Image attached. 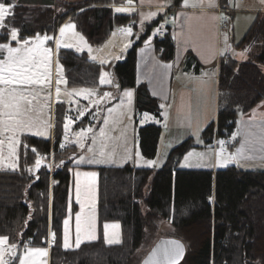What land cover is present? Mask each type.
<instances>
[{
  "label": "trees",
  "instance_id": "obj_1",
  "mask_svg": "<svg viewBox=\"0 0 264 264\" xmlns=\"http://www.w3.org/2000/svg\"><path fill=\"white\" fill-rule=\"evenodd\" d=\"M125 1L128 0H62L61 9L55 11L48 7L23 6L17 0H0L10 7L5 27L0 31V44H12L9 38L12 28L17 30L21 42L41 34L54 37L59 26L69 20L86 42L98 47L115 30L125 28L130 22L131 16L114 13L111 8ZM226 4L227 0H222L223 8H227ZM226 15L230 23L231 15ZM161 20L159 15L141 31L134 24L133 41L123 60L108 65L116 88L133 90L135 121L142 113L160 117L158 101L149 95L144 84L135 83V64L136 50L148 37H152L158 60H173L170 27L159 29L154 36L150 34ZM238 45L249 50V58L238 63L225 55L219 61L216 119L201 134L207 146L215 140H231L227 148L231 150L239 115L264 99V76L260 70L264 66V13L256 15ZM56 59L67 88L99 86L100 67L86 53L60 49ZM194 62L188 54L185 65L196 70L198 66ZM65 116L64 104H55L51 137L22 136L17 169L0 171V237H7L11 250L6 264H14L12 250L15 248L46 247L53 234L49 264H139L138 250L147 246L145 243L155 236L162 223L174 229L175 237L169 239L185 246L179 264H264V171H242L232 166L215 171L181 169L183 156L194 147L191 139L171 149L157 169L128 164L95 167L98 237L76 249H62L70 170L75 168L72 163L77 155L75 146L61 141ZM160 136L161 128L155 124L137 129L142 158L156 157ZM40 157L41 166L36 168L35 160ZM76 210L73 204L70 211ZM104 223L119 225L120 243L109 245L103 241Z\"/></svg>",
  "mask_w": 264,
  "mask_h": 264
},
{
  "label": "crops",
  "instance_id": "obj_2",
  "mask_svg": "<svg viewBox=\"0 0 264 264\" xmlns=\"http://www.w3.org/2000/svg\"><path fill=\"white\" fill-rule=\"evenodd\" d=\"M188 3L189 6L185 7L184 0H180L178 3H175V0H134L131 4H129L128 1H125L122 4L113 5L111 8L114 13H117L116 8L118 6L124 7L130 11L129 14L125 15L131 16L129 22L131 27L126 26L125 28L131 29V31H133L134 24L137 25L136 27L139 26L137 29L141 31L145 24L156 20L159 15L162 16V18L168 23L166 26L170 27L171 37L174 43V56L171 62H161L155 57L151 43L152 37H148L136 50V85L144 84L146 86L149 95L158 101L159 109L160 105H165L166 107L165 115H163L160 110L159 119L155 118V120L158 121V124L156 125L161 128L157 154L159 152V147L167 136L166 132L163 130V125L168 122L170 123V127L172 125L171 132L172 130L177 131L185 127L180 136L179 144L187 139H191L194 145V147L183 156L181 162L186 156H188V154L195 152L198 153L200 158L199 163H202L200 164L202 165L201 168L181 169H206L215 171L219 170L216 168L218 167L216 158L217 149H215L217 146L214 143L210 146L205 145L201 134L204 128L216 119L219 95L217 85L219 61L221 57L225 55L230 56L238 63L244 62L249 58V50L247 49V52L246 48L238 45L242 38H239L238 41L234 42V38L227 36L225 42L222 41V17L227 16L226 14L229 13L231 15V22H234L239 16H243V14H251L254 18H251L250 24L247 28L248 30L256 15L264 13V8L260 10L257 9L259 5L264 7V0H261L260 2L257 0H227V8L222 7V0H213V3L216 5L215 7H209L208 0H204L202 5L199 3V0H188ZM149 13H154L155 15L149 16ZM67 21L69 22V20L64 21L59 28ZM59 28L57 29L56 34ZM121 35H124V29L121 34L118 35L116 40L117 43L123 40ZM133 37L134 34L130 38L123 41L122 47L117 54L118 58L116 55H110L112 57L109 60L110 62H118L115 59H121V57L124 58V54L130 47ZM225 43L227 45L223 47ZM49 44L50 46H53V41L49 42ZM233 49H235L234 51H237L238 53L236 52L235 54H232ZM240 51H244L248 53V55L245 56L243 52V55H241V53H239ZM57 52L58 50L56 51V54ZM188 54L194 58V64L198 66L196 70L193 66L185 65ZM123 58L121 60H123ZM260 70L264 76V66H261ZM44 87L46 86L44 85ZM182 113L186 115L184 121L180 120V115ZM51 122H53V108ZM24 135L27 134H22L20 137ZM195 137H199L201 145L194 144ZM234 141L235 145L231 150L222 148L223 150H227L230 156L235 157L234 160H226V163L228 164L225 168L232 166L242 171L252 170L251 167L253 166H260L264 168V99L259 101L249 111L239 115L237 127L234 133ZM179 144L172 147L166 146L164 150L165 156H167L171 149L175 148ZM94 168L95 166H75V168L70 170L71 184L68 187L67 194V214L62 222V249L71 250L77 248L76 218L78 214L81 216L82 221L89 214H91L95 220V238L89 239L85 235L82 226L79 234V246L82 243L94 241L98 237L96 215L97 172ZM85 173H95L96 175L94 178H86L84 176ZM78 183L82 192L79 199L77 198L76 191ZM85 184H88L90 187V195L87 199L83 196ZM73 204L77 208L75 213L70 211ZM82 204L83 209L81 208ZM66 220L68 221V247L64 246ZM105 224L118 225L117 223L102 224L101 230L103 241L109 245L120 243V228H109V234L106 239L104 235ZM52 239L53 238L50 235L48 241H51ZM42 248L47 251V255L41 258L39 257V261L41 264H49L51 246H48L47 244L46 247ZM0 251H3L4 260L6 261L9 253L11 252L8 244L6 243L4 245H0ZM18 252L21 258L25 257V259H28V250L26 251L19 248ZM36 259L37 257L35 256L31 257L29 259V263H32L33 260L38 262Z\"/></svg>",
  "mask_w": 264,
  "mask_h": 264
},
{
  "label": "rangeland",
  "instance_id": "obj_3",
  "mask_svg": "<svg viewBox=\"0 0 264 264\" xmlns=\"http://www.w3.org/2000/svg\"><path fill=\"white\" fill-rule=\"evenodd\" d=\"M17 1L23 6L48 7L55 11H59L61 9L60 5L62 4V0ZM66 1L76 2L80 0ZM257 1L260 2L261 0ZM119 7L120 6L117 8ZM262 8L264 7L260 5L257 7L259 10ZM117 13L129 14L130 11L125 9V11ZM7 16L8 15H6V17ZM251 18H254L251 14H243V16H239L234 22L230 21L227 28L222 30V41L225 42L227 36L234 38V42L238 41L239 38L241 39L250 24ZM68 24L74 25L73 23L67 21L63 24V26ZM166 25H168V23L165 19L160 21L158 26H154L151 29V36L156 35L158 30L164 28ZM60 28L55 37L47 34L39 35L40 39L43 41L40 45L41 51L45 48L50 49L51 51L48 54L47 61L41 63L42 57L37 55L35 62L29 68L28 74L33 77L34 82L11 85L0 84V88L6 89L5 95H7L8 90L15 89L17 98L20 96L25 97V99L20 100L24 111L21 115L16 116L15 119L24 121L28 125L24 128H18L15 134L10 131H4L3 126L0 125V141H3V144H0V171L16 170L18 156L17 148L21 140L20 135L27 134L41 139H49L51 137L52 108L57 103H63L66 109V116L62 125L61 141L63 144L75 146L77 156L74 158L72 163L74 166L120 167L128 164L135 168H159L164 163L166 158L164 154L165 147H172L179 144L180 136L185 127L177 131L172 130L171 132L172 125L170 127V123H164L163 130L166 132L167 136L159 147L158 154L153 160H151L156 161V163L149 166L147 161L150 160H146L141 157L137 143V129L149 124L156 125L158 124V121H156L152 115L147 113H142L140 116H137L135 121L133 118V90H118L110 70L108 69L109 63L116 62L109 61L112 58L110 55H116L118 58L117 54L122 47L123 41L130 38L134 32L131 31V33L128 34L124 31V35H121L123 40L117 43L116 40L118 35L121 34L123 29L125 30L128 28L117 29L102 45L96 47L90 45L84 39L81 41V35L77 32L75 27L72 29H65V33L63 35L60 33ZM2 29L3 28H0V31ZM44 36L52 37V39L44 40ZM36 37L37 36L27 37L25 40L29 41L28 45H24L23 41L17 44L16 41L12 40L9 32L10 41H13L12 44L9 45L11 47L35 48L37 43ZM52 41L53 46H50L49 42ZM57 41H59V47H57ZM225 45L227 44L225 43L223 47H225ZM60 49H70L77 53L84 52L89 60L98 64L100 67L98 78L99 86L97 88H67L65 86V78L62 68L56 60V51ZM234 50L235 49L232 50V54L237 52ZM246 51L248 52L247 49ZM242 52L245 56L248 55V53L244 51ZM242 52L240 51L239 53L243 54ZM6 56V51L0 52V58H6ZM122 58L123 57H121V59ZM121 59L115 60L120 61ZM103 73H107V75L104 76L105 82L101 83V75ZM57 81H59V83H57ZM44 85L46 87H44ZM57 89H59V95H57ZM128 92H131V97L126 95ZM104 93H110L111 95L105 97ZM29 101H31V103H29ZM160 110L162 114L165 115V105H160ZM185 118L186 115L182 113L180 115V120L184 121ZM0 119L6 118L0 117ZM7 123L11 125L14 121L7 120ZM65 125H67V128H65ZM9 137L15 141V143L11 145V147L15 148L14 155L10 154ZM194 144L201 145L199 137L194 138ZM215 149H217L216 158L218 164V167L216 168L224 169L228 164L226 163V160L230 157V154L227 150L222 151L220 146H217ZM137 153L139 155H137ZM186 157L188 159L186 160L184 158L180 164V168H201L202 165L200 164L202 163H199L200 158L198 153L191 152V155L188 154ZM81 158H83V160H81ZM221 160H224V163L218 162ZM251 168L252 170H264V168L260 166H253ZM171 237H175L174 229L167 223L160 224L155 236L153 238H149L147 243H145L147 246L138 250L137 254L141 256V262L139 261V264H143L141 259L144 258L149 249L156 243V241H158V239H169ZM179 244L183 246V255L186 250L185 246L181 243ZM173 247L174 245L169 243L167 246L163 247V250L165 248ZM32 248L33 247H26L22 249L29 251ZM12 251V261L14 264H20L21 260H25V257H20L18 252L19 249L15 248ZM35 257H37L36 260H38L35 264H41L39 257L41 258L43 256Z\"/></svg>",
  "mask_w": 264,
  "mask_h": 264
},
{
  "label": "snow or ice",
  "instance_id": "obj_4",
  "mask_svg": "<svg viewBox=\"0 0 264 264\" xmlns=\"http://www.w3.org/2000/svg\"><path fill=\"white\" fill-rule=\"evenodd\" d=\"M204 0H199V3L202 5ZM128 3L131 4L132 0H128ZM184 6L187 7L189 6L188 0H184ZM196 6V5H192ZM208 6L209 7H215L216 5L213 3V0H208ZM163 7V6H161ZM117 12L125 11L123 7L116 8ZM9 14V7L5 5V3H0V28L5 27L4 25V20L6 15ZM155 15L154 13H149V16ZM143 18V14H142ZM223 18V17H222ZM75 25L68 24L60 28V33L63 35L65 33V29H72L74 28ZM125 32L128 34L131 33V29H125ZM10 35L12 40L16 41L17 44L20 43V40L18 39V32L15 28H12L10 31ZM44 40H49L52 39V37L49 36H44ZM80 40L83 41V37H80ZM36 47H11L7 43H2L0 44V52H5L7 53L6 58H0V84L3 85H11V84H23V83H31L33 81V77L28 74V70L31 67V65L35 62L37 55L42 57L41 63L44 61H47L48 59V54L50 53V49H43L41 51L40 45L43 43V41L40 39L39 36L36 37ZM24 45H28L29 41L24 40L23 41ZM59 41H57V47H59ZM243 55V54H241ZM107 73H103L101 75V83H104V76H106ZM59 83V81H57ZM6 89L0 88V117H4L6 119H0V125L3 126L4 131H10L13 134L17 131L18 128H24L27 127V123L21 120L15 119L16 116H19L23 113V108L20 103V100L25 99V97L20 96L17 98L15 89L8 90L7 95H5ZM57 95H59V89H57ZM110 93H104V96H110ZM127 96L131 97V92L126 93ZM31 103V101H29ZM7 120H12L14 121L13 124H8ZM65 128H67V125H65ZM10 141V154L14 155L15 154V148L11 147L15 143V141L12 140L11 137H9ZM221 145L224 144V141L219 142ZM0 144H3V141H0ZM36 150L33 149V152ZM223 151V149H222ZM103 155V154H101ZM137 155H139L137 153ZM191 155V153L189 154ZM219 155V154H218ZM187 160L188 158L185 157ZM229 160H234V156L228 157ZM83 160V158H81ZM42 162V157L37 158L35 160V167L39 168L41 166ZM90 162H98V161H90ZM218 162H223V161H218ZM156 163V161H147V164L149 166H152ZM79 175V174H78ZM95 173H85L84 176L86 178H94ZM77 198L79 199L82 192H81V187L79 183L77 184ZM90 195V187L88 184H85V187L83 189V196L85 199H87ZM81 208L83 209V204L81 205ZM77 223H76V231H77V240H76V246L79 247L80 244V238L79 234L81 232L82 226L83 230L85 232V235L89 239H94L95 238V220L94 217L89 214L87 217H85L82 221L81 216L78 214L77 215ZM67 224L68 221H65V236H64V246L68 247V233H67ZM118 225H104V235L105 238L107 239L108 237V229L109 228H118ZM53 239H55V235L53 234ZM110 242V241H109ZM7 243V237H0V245H4ZM170 244L174 245L173 248H165L163 250V256L165 259V264H177V261L179 257L182 255L183 252V246L180 245L176 241H171L169 242ZM13 248L15 245L12 246ZM47 251L43 248H32L28 251L27 257L28 259L21 260L20 264H29V259L33 256H46ZM156 255V252H153V256ZM0 264H6V261L4 260V254L3 251H0ZM32 264H35V261H32Z\"/></svg>",
  "mask_w": 264,
  "mask_h": 264
},
{
  "label": "water",
  "instance_id": "obj_5",
  "mask_svg": "<svg viewBox=\"0 0 264 264\" xmlns=\"http://www.w3.org/2000/svg\"><path fill=\"white\" fill-rule=\"evenodd\" d=\"M172 239L161 238L156 241V243L151 247L147 254L142 259L143 264H165V259L163 256V247L167 246ZM44 243V241H42ZM178 242V241H177ZM180 243V242H179ZM156 252V255L153 256V252ZM184 254L181 255L177 261L179 264L183 258Z\"/></svg>",
  "mask_w": 264,
  "mask_h": 264
},
{
  "label": "built area",
  "instance_id": "obj_6",
  "mask_svg": "<svg viewBox=\"0 0 264 264\" xmlns=\"http://www.w3.org/2000/svg\"><path fill=\"white\" fill-rule=\"evenodd\" d=\"M225 23H226V20H225L224 23L222 24L223 27L225 26ZM228 143H229L228 140L225 141L224 144L222 145V147H223V148H226V147L228 146ZM49 245L52 246V245H53V242L50 241V242H49Z\"/></svg>",
  "mask_w": 264,
  "mask_h": 264
}]
</instances>
